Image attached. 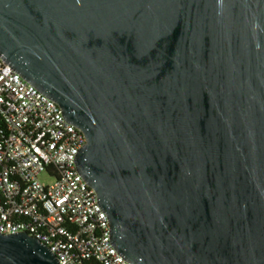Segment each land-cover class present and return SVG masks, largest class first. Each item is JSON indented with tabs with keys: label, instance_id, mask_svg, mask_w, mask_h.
<instances>
[{
	"label": "water",
	"instance_id": "obj_1",
	"mask_svg": "<svg viewBox=\"0 0 264 264\" xmlns=\"http://www.w3.org/2000/svg\"><path fill=\"white\" fill-rule=\"evenodd\" d=\"M0 56L86 142L134 264H264V0H0ZM0 264H59L26 232Z\"/></svg>",
	"mask_w": 264,
	"mask_h": 264
},
{
	"label": "built area",
	"instance_id": "obj_2",
	"mask_svg": "<svg viewBox=\"0 0 264 264\" xmlns=\"http://www.w3.org/2000/svg\"><path fill=\"white\" fill-rule=\"evenodd\" d=\"M0 115V233H28L59 264H134L113 245L108 215L77 169L83 132L1 56Z\"/></svg>",
	"mask_w": 264,
	"mask_h": 264
},
{
	"label": "trees",
	"instance_id": "obj_3",
	"mask_svg": "<svg viewBox=\"0 0 264 264\" xmlns=\"http://www.w3.org/2000/svg\"><path fill=\"white\" fill-rule=\"evenodd\" d=\"M4 128V123H3V120H2V117L0 115V130H2ZM89 264H99L95 261H90Z\"/></svg>",
	"mask_w": 264,
	"mask_h": 264
},
{
	"label": "rangeland",
	"instance_id": "obj_4",
	"mask_svg": "<svg viewBox=\"0 0 264 264\" xmlns=\"http://www.w3.org/2000/svg\"><path fill=\"white\" fill-rule=\"evenodd\" d=\"M43 179H45V178H43ZM45 181V180H44Z\"/></svg>",
	"mask_w": 264,
	"mask_h": 264
}]
</instances>
